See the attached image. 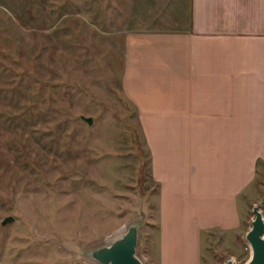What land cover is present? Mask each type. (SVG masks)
<instances>
[{
    "label": "rangeland",
    "instance_id": "obj_1",
    "mask_svg": "<svg viewBox=\"0 0 264 264\" xmlns=\"http://www.w3.org/2000/svg\"><path fill=\"white\" fill-rule=\"evenodd\" d=\"M190 23L191 0H0V264H103L89 250L135 222L137 254L158 264L159 184L126 60L132 36ZM240 239L205 264L245 263Z\"/></svg>",
    "mask_w": 264,
    "mask_h": 264
},
{
    "label": "crops",
    "instance_id": "obj_2",
    "mask_svg": "<svg viewBox=\"0 0 264 264\" xmlns=\"http://www.w3.org/2000/svg\"><path fill=\"white\" fill-rule=\"evenodd\" d=\"M124 86L159 184L158 264H205L261 196L264 0H191L188 29L132 36Z\"/></svg>",
    "mask_w": 264,
    "mask_h": 264
},
{
    "label": "water",
    "instance_id": "obj_3",
    "mask_svg": "<svg viewBox=\"0 0 264 264\" xmlns=\"http://www.w3.org/2000/svg\"><path fill=\"white\" fill-rule=\"evenodd\" d=\"M88 122H92V116H84ZM261 201L253 206L254 217L246 238L250 242L252 252L249 259L243 264H264V213L261 209ZM13 215L4 218V222L13 220ZM139 223L135 222L122 234L116 236L108 244H104L89 250L90 255L103 264H146L137 254L139 237ZM226 264L237 263L232 257Z\"/></svg>",
    "mask_w": 264,
    "mask_h": 264
}]
</instances>
